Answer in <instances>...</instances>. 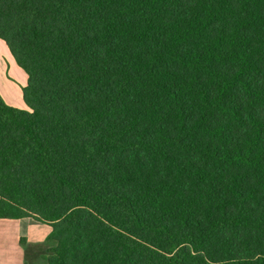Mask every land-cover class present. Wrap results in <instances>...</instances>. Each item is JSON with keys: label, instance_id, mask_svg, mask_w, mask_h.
<instances>
[{"label": "trees", "instance_id": "obj_1", "mask_svg": "<svg viewBox=\"0 0 264 264\" xmlns=\"http://www.w3.org/2000/svg\"><path fill=\"white\" fill-rule=\"evenodd\" d=\"M0 39L23 264H264V0H0Z\"/></svg>", "mask_w": 264, "mask_h": 264}, {"label": "crops", "instance_id": "obj_2", "mask_svg": "<svg viewBox=\"0 0 264 264\" xmlns=\"http://www.w3.org/2000/svg\"><path fill=\"white\" fill-rule=\"evenodd\" d=\"M12 74V75H11ZM26 74L18 67L4 42L0 39V97L7 105L26 109L21 88ZM50 225L31 217L0 218V264H23V246L42 242ZM22 240L23 244L20 243Z\"/></svg>", "mask_w": 264, "mask_h": 264}, {"label": "rangeland", "instance_id": "obj_3", "mask_svg": "<svg viewBox=\"0 0 264 264\" xmlns=\"http://www.w3.org/2000/svg\"><path fill=\"white\" fill-rule=\"evenodd\" d=\"M12 75V74H11ZM37 264H42V262L41 261H38V263Z\"/></svg>", "mask_w": 264, "mask_h": 264}]
</instances>
